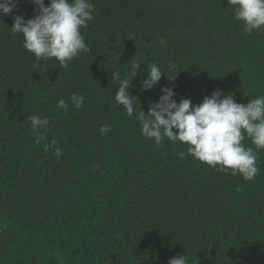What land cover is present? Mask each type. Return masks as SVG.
Segmentation results:
<instances>
[{
	"label": "trees",
	"instance_id": "16d2710c",
	"mask_svg": "<svg viewBox=\"0 0 264 264\" xmlns=\"http://www.w3.org/2000/svg\"><path fill=\"white\" fill-rule=\"evenodd\" d=\"M90 2L94 19L81 29L90 52L67 69L37 62L9 33L14 15L36 14L31 0L0 15V264H167L178 254L188 264H264V150L245 180L188 155L187 144L157 146L117 105L111 79L142 62L129 90L145 113L163 87L177 102L222 90L247 104L264 95V28L246 34L227 0ZM150 62L167 75L140 92ZM73 93L85 96L78 111ZM32 114L50 121L39 143ZM103 124L112 130L101 134ZM52 140L59 159L45 151Z\"/></svg>",
	"mask_w": 264,
	"mask_h": 264
},
{
	"label": "clouds",
	"instance_id": "9594fccd",
	"mask_svg": "<svg viewBox=\"0 0 264 264\" xmlns=\"http://www.w3.org/2000/svg\"><path fill=\"white\" fill-rule=\"evenodd\" d=\"M31 3L35 6L36 14L29 19L14 15L12 26L8 29L10 34H22L23 47L35 56L37 62L55 58L62 68L67 69L74 58L90 52V46L81 32L94 19L95 9L90 0H49L47 6L45 0H31ZM227 3L232 6L235 19L243 22L246 34L264 28V0H227ZM18 4L19 0H0V15H11ZM0 22L4 23L3 20ZM160 43L165 45L167 41L161 38ZM140 63L134 61L131 64L130 77L125 75L122 78L121 72L116 70L111 73V79L119 85L115 93L117 105L123 106L128 118L134 117L139 122L141 134L154 139L157 146L165 138L173 143L187 144V154L198 161L218 171L227 172L230 169L232 175L240 174L245 180L254 179L260 171L257 152L264 150V95L241 104L234 100L231 92L224 94L222 90H214L203 98L202 103L193 105L187 98L177 102L173 87H163L158 102L149 101L148 112L145 113L141 110V103L137 106V97L129 90L134 87L132 79L137 75ZM36 66H39L38 63ZM168 68L174 69L175 65L170 62ZM162 74L167 75L161 66L150 62L147 77L139 82V91L152 89ZM175 77L167 79L172 81ZM70 100L73 110L84 107L83 94L73 93ZM56 107L68 111L69 104L60 99ZM27 120L39 143L47 136L49 119L32 114ZM111 130L112 125L109 124H103L99 129L101 134ZM246 137L250 138L255 150L242 143ZM58 143L52 140L44 147L45 151L53 150L59 159L63 151L57 146ZM176 155L180 159L185 157L184 152ZM167 264H188V260L185 255L178 254L170 258Z\"/></svg>",
	"mask_w": 264,
	"mask_h": 264
}]
</instances>
